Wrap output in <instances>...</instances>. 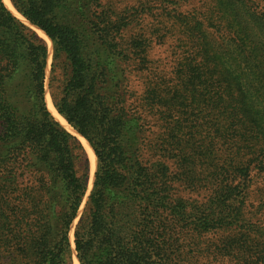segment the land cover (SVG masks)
I'll return each mask as SVG.
<instances>
[{
  "label": "trees",
  "instance_id": "1",
  "mask_svg": "<svg viewBox=\"0 0 264 264\" xmlns=\"http://www.w3.org/2000/svg\"><path fill=\"white\" fill-rule=\"evenodd\" d=\"M10 1L51 39L53 104L97 157L94 189L75 230L79 263L180 264L172 227L184 212L159 182L168 169L154 173L143 163L140 118L110 68L118 43L91 21L92 2ZM48 54L0 0V264H73L70 230L90 162L47 108Z\"/></svg>",
  "mask_w": 264,
  "mask_h": 264
},
{
  "label": "rangeland",
  "instance_id": "2",
  "mask_svg": "<svg viewBox=\"0 0 264 264\" xmlns=\"http://www.w3.org/2000/svg\"><path fill=\"white\" fill-rule=\"evenodd\" d=\"M88 1L118 43L110 68L140 118L143 163L168 169L159 182L184 212L176 259L264 264V0Z\"/></svg>",
  "mask_w": 264,
  "mask_h": 264
},
{
  "label": "bare ground",
  "instance_id": "3",
  "mask_svg": "<svg viewBox=\"0 0 264 264\" xmlns=\"http://www.w3.org/2000/svg\"><path fill=\"white\" fill-rule=\"evenodd\" d=\"M3 2L5 4V6L15 16L20 18L23 22H25L26 25H28V27L32 28L34 30V32H36V34L47 44L49 52L52 53L51 51L53 49V43H52L51 39L47 36V34L43 30L38 28L37 26L31 24L26 18L19 15V13L15 10V8L12 5L10 0H3ZM45 97H46L47 108H48L49 112L51 113V115L53 116V118L64 129H66L72 135L76 136L79 139V141L82 143V145L84 146L85 151H86L88 158H89V162H90V182H89V184H90V187H92L93 181H94V173L96 171V166H97V157H96V154H95L93 148L91 147L89 142L83 136L78 134V132L76 130H74V128L71 127L69 125V123L59 114V112L56 110V108L53 104L52 98L48 92L46 93ZM74 264H79L77 259H74Z\"/></svg>",
  "mask_w": 264,
  "mask_h": 264
},
{
  "label": "water",
  "instance_id": "4",
  "mask_svg": "<svg viewBox=\"0 0 264 264\" xmlns=\"http://www.w3.org/2000/svg\"><path fill=\"white\" fill-rule=\"evenodd\" d=\"M79 134V133H78ZM76 137V136H75ZM98 168V164H97V166H96V169Z\"/></svg>",
  "mask_w": 264,
  "mask_h": 264
}]
</instances>
